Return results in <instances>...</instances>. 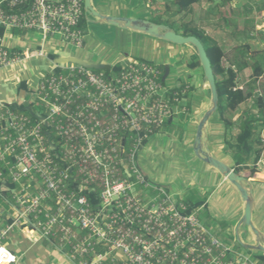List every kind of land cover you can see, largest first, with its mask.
Instances as JSON below:
<instances>
[{
  "label": "built area",
  "instance_id": "2783aa9c",
  "mask_svg": "<svg viewBox=\"0 0 264 264\" xmlns=\"http://www.w3.org/2000/svg\"><path fill=\"white\" fill-rule=\"evenodd\" d=\"M83 14V0H0V69L43 56L6 48V31L37 32L80 49ZM117 66L107 76L56 64L23 103L42 104L37 122L0 104V167L18 187L3 198L11 223L0 231V264L16 263L3 245L14 229L70 264H264L210 233L137 163L144 143L186 111L179 95L188 87L172 92L176 86L146 61Z\"/></svg>",
  "mask_w": 264,
  "mask_h": 264
},
{
  "label": "rangeland",
  "instance_id": "374dc122",
  "mask_svg": "<svg viewBox=\"0 0 264 264\" xmlns=\"http://www.w3.org/2000/svg\"><path fill=\"white\" fill-rule=\"evenodd\" d=\"M124 1L93 0V7L101 15L106 14L122 18L134 16L136 19L150 22L156 20L153 17H158L164 21L175 15L174 21L177 25L181 22V15L176 14V8L164 0H156L153 3L148 1L147 4L140 0L141 3L135 4L133 10L126 9ZM129 1L132 2V0ZM230 5L232 8L237 9L235 17L245 15L254 17L256 31L258 32V34H255V38L243 41V39L236 40L230 35L222 20V12L228 14V9L223 7L222 0H200L198 4L194 5L193 14L182 20L184 22L193 21L197 27L203 29L208 36L218 43L225 53V60L223 61L225 67L228 66V59L232 55V50L243 43H249L254 52L264 55V0H232ZM247 7L252 8V14L247 11ZM99 22L100 20L88 14L83 48H75L62 43L56 38L42 43L39 35L35 36L30 45L43 44V51L50 54V58L77 57L93 63H103L106 67H112L128 59L145 60L163 67L169 66L171 72L165 83L167 86H177L180 80H185L188 75H191V83L196 90L190 98L191 113L189 119L177 118L172 124H167L159 129L138 153L137 163L150 181L162 187H169L167 190L175 194L176 197L182 195L183 202L207 204V209L201 207L194 212L209 232L216 234L229 245L235 243L234 246H237L238 251L254 259L263 255L259 252L247 250L240 244L242 242L243 245H252L251 239L246 235V227H240L238 234H236L240 221L237 222V219H231V216L235 214L237 204L242 201L240 194L229 183L219 184L220 177L194 154L197 126L204 113L211 107L210 94L205 92L208 91V86L202 78V69L189 73L186 64H184L195 53L194 49L191 46H178L154 38H144L143 34L122 30ZM17 33L21 32H14L19 40L11 41L9 46H13L17 41H24L22 35L19 36ZM50 58L30 59L19 65L1 68L0 100L6 103V94L11 97L17 96L22 83L27 86L28 91L34 90L37 82L50 73ZM250 77L251 70H245L239 76V87L246 90ZM22 91L23 93L21 91L20 93L23 94L26 102H29L31 100L30 94L24 90ZM203 91L206 93V98L202 95ZM256 93L257 91H254V96L249 98L233 114V117H237L235 121H238L239 118L244 119L247 115L246 112L251 114V110H255L254 99L257 97ZM207 96H209L208 99ZM32 109L41 113L44 111L42 104L37 102H33ZM215 117L211 119L210 123L215 122ZM211 125L208 129H211ZM212 150L215 159L227 162L228 158L224 153L217 148ZM189 182H193V187L188 185ZM246 187L248 186L246 185ZM217 199H220V203ZM2 201L4 202V200ZM2 201L0 200V220L3 218L9 219L10 212L4 204L5 202ZM220 204L225 208L226 217L216 215L215 209ZM256 206L252 220L254 225L261 232H264V207L259 209L258 205ZM9 239V237H6V240L9 241ZM55 259L57 260V258Z\"/></svg>",
  "mask_w": 264,
  "mask_h": 264
},
{
  "label": "trees",
  "instance_id": "16d2710c",
  "mask_svg": "<svg viewBox=\"0 0 264 264\" xmlns=\"http://www.w3.org/2000/svg\"><path fill=\"white\" fill-rule=\"evenodd\" d=\"M150 1L151 3L156 2V0H142L145 4ZM170 5L176 8V14L181 15V22L179 25L174 21V16L167 20H161L158 17H153L156 20L152 22L156 24H161L168 26L175 33L182 35L183 37L193 36L197 38L209 59L211 69L215 79V85L218 92V108L214 115H217L219 120L224 126L225 135V153L232 156V159L235 163L234 172L241 176L245 166L250 164L255 166L261 157V147L262 141L258 136L259 126L264 125V118L262 117L264 110V55L258 52H254L249 45V43H243L236 46L232 50V55L228 59V66L223 65L225 60V53L218 45V43L208 36V34L193 21L184 22L182 21L186 16L192 15L194 12V5L198 4L200 0H164ZM232 0H222L223 7H227L228 14L222 12V20L225 24L230 35L236 40H252L256 36V23L254 17L251 15H245L240 17H235L237 9L232 8ZM247 11L252 14V8L247 7ZM246 11V13H247ZM86 13L84 12L83 17L80 21V27L85 31L86 26ZM3 30L0 29V35L3 34ZM19 32V31H13ZM25 33V32H21ZM193 48V47H192ZM194 49V48H193ZM195 51V49H194ZM160 70L164 75V67L159 66ZM120 69V66H114V68L106 67L100 72H104L107 76H110V72H117ZM186 69L189 73H192L196 70H201V65L196 54V51L193 55L190 56L186 63ZM247 69L251 70V77L246 86V90L239 87V76ZM98 72V71H94ZM204 79V77L202 76ZM191 75H188L185 80H180L176 87L171 91L181 93V91L188 87L187 93L183 96L179 95L182 100L185 112L178 117L172 118V120L167 121L165 125L172 124L173 121L177 118L188 119L191 113V104L190 98L195 92V87L191 83ZM20 88L24 91L27 90V87L24 83L21 84ZM254 91H257V97L254 99V107L257 111V115H251L246 113L244 119H238V121L233 120V114L238 110V108L244 104L249 98L254 96ZM209 93V90H208ZM210 94V93H209ZM33 104L29 105H13L12 109L18 113L24 114L27 117L31 118L33 122H37V116L39 111H33ZM42 117H45V114H41ZM48 132H51L50 129L46 128ZM153 137V136H152ZM148 141L144 143L143 146L147 144ZM0 171L2 172L3 182L0 181V193L3 195L0 196V200H3V196L6 198L10 197V193L18 187L13 184L8 176L7 170L1 166ZM255 169H251V175L254 174ZM6 188V191L3 189ZM3 191V192H2ZM3 202V201H2ZM4 203V202H3ZM5 204V203H4ZM188 207V213L194 212L196 209L203 206V203H185ZM6 205V204H5ZM8 209V205H6ZM1 209V208H0ZM7 220V219H5ZM7 225L11 223V219L5 221ZM261 263H264V255H260L256 258Z\"/></svg>",
  "mask_w": 264,
  "mask_h": 264
},
{
  "label": "crops",
  "instance_id": "0c3cea01",
  "mask_svg": "<svg viewBox=\"0 0 264 264\" xmlns=\"http://www.w3.org/2000/svg\"><path fill=\"white\" fill-rule=\"evenodd\" d=\"M98 1H101V0H98ZM112 1H114V0H112ZM123 3L125 5L126 9L130 8V10H133L135 8V4H137V3L140 4L141 2H140V0H132V2H130L129 0H125ZM91 5L93 7V0H91ZM94 10H95V8H94ZM102 15H104V14H102ZM87 16H88V14L86 13V18H87ZM104 16H110V15L105 14ZM110 17H113V16H110ZM115 17H117V16H115ZM127 18H135V17L134 16H129V17L127 16ZM99 23H103V22L100 21ZM136 33L137 34H143V33H138V32H136ZM17 34L19 36L22 35L21 37L24 38L23 39L24 41H17V43L14 44L13 46H9V43L11 41H14L15 39H18V38H17L16 34H14L13 31H6L4 33L3 44L6 48H8L10 50H16V51H19L21 53H27V54H30L32 52L41 51L43 53V56L42 57H35L33 59L44 58V57L50 58V54H46L43 51V47H42L43 44L39 45V43H37L35 46L30 45V44L32 43V41H34L35 36H37V35L40 36L42 43H44L45 41H48L50 39H55V38H44L40 33H37V32H25V33H17ZM142 36L144 38H151V37L144 35V34ZM56 39H59V38H56ZM7 41H9V42H7ZM62 43H64V42H62ZM26 44H27V46H26ZM68 58H77V57H68ZM56 59H58V58L57 57L56 58L55 57L50 58L51 70L56 66V62H55ZM77 59H81V58H77ZM81 60H83V59H81ZM83 61L90 62L88 60H83ZM141 61H145V60H141ZM90 63H93V62H90ZM94 63L104 65L103 63H100V62H98V63L94 62ZM149 63H151V62H149ZM184 64H186V62ZM158 66H160V65H158ZM169 69H170V67H169ZM169 75H170V73H169ZM38 82H37V84H38ZM37 84H36V86H37ZM20 91L23 93L22 89L19 87V93L15 97H11V96H9V94H6L7 102L4 103L0 100V104H5V105H15L16 104L18 106L23 105V103L26 102V100H25L23 94L20 93ZM32 91H28V88L26 90V92H28L29 94ZM205 92L208 93V91H205ZM205 94L206 93H204V91H203V93H202L203 97L205 96ZM30 97H31V95H30ZM205 98H206V96H205ZM208 98H209V96H207V99ZM242 105H244V104H242ZM251 111H252L251 112L252 115H257L256 109L255 110L252 109ZM213 117L216 118V119H214L215 122L210 123L211 119ZM262 117L264 118V110H263ZM235 118H237V117H233L234 121H235ZM210 125L212 127H211V129H208ZM257 134L262 141V147L260 148L261 149L260 160L255 166L247 164L245 166L243 172L241 173V177L245 178L247 181L246 185L248 186V188L252 189V191H253V213L256 210V207H257L256 205H258L259 209L260 208L262 209L264 207V125L259 126ZM224 135H225V129H224L223 124L221 123V121L219 120L217 115H213L209 119L208 123L206 124L204 134H203V144L208 149V151L212 157H213V154H212L213 148H217L222 153H224L225 156L228 158V160H227V162H223V161L222 162L234 170L235 163L232 159V156L226 154L224 151V149H225ZM219 161H221V160H219ZM252 168L255 169L256 172L251 175L250 170ZM211 169L220 177L219 184H223V183L228 184L229 183L215 169H213V168H211ZM144 175H145V173H144ZM146 178L148 179V181H150V179L147 176H146ZM150 182L153 183L152 181H150ZM154 185H156V184H154ZM188 185L193 187V182H189ZM157 186H160V185H157ZM160 187H162V186H160ZM164 188L169 189V187H164ZM3 191H4V189H3ZM171 194H173V193H171ZM173 195L176 196L175 194H173ZM177 197L183 198L182 195H181V197H180V195H177ZM217 201L220 203V199H217ZM207 207H208L207 204H203V206H202V208H204V209H207ZM195 211H198V209ZM243 211H244V203L241 201L240 203L237 204L236 212L234 215L231 216V219H237V222H239L243 217ZM215 212H216V215H218L219 217H222V216L226 217L225 208H223L221 204L216 207ZM253 213H252V215H253ZM9 219H10V217H9ZM7 220H5L4 218L2 220H0V230L5 229V227L7 226L5 221H7ZM252 223H253V220H252ZM253 225H254V223H253ZM240 227H243V226H240ZM240 227L237 226V229H236L237 234H238V230ZM254 227L264 237V232H261V230L259 228H257L255 225H254ZM214 235L217 236L216 234H214ZM246 235H247V237L249 236V238L251 239L252 245H253L254 241H255V237L253 236L251 230L248 228L246 231ZM6 237L10 238L9 241L6 240ZM221 241L223 243L227 244V242H224L223 240H221ZM240 244H242V242H240ZM3 245L6 246L7 249L10 250L11 253H13V255L16 257V263H14V264H70L66 257H64L62 254L58 253L48 243H46L44 241H38V240H36V238H34L32 235L28 234L27 232L19 231L17 229L10 231L5 236V238L3 240ZM231 245H235V243L231 244ZM55 258H57V260Z\"/></svg>",
  "mask_w": 264,
  "mask_h": 264
},
{
  "label": "water",
  "instance_id": "95a60500",
  "mask_svg": "<svg viewBox=\"0 0 264 264\" xmlns=\"http://www.w3.org/2000/svg\"><path fill=\"white\" fill-rule=\"evenodd\" d=\"M83 9L87 14H91L103 23L110 26L120 28L122 30L143 33L151 38L168 42L178 46H191L195 49L198 56L204 80L208 86L210 93V109L207 110L196 129V137L194 141V154L195 156L215 169L225 180H227L240 194L241 200L244 203L243 217L240 220L238 227L243 226L251 230L255 237L254 245H243L245 249L259 252L264 255V237L257 231L252 223L253 213V191L246 187V179L237 175L233 169L228 167L223 162L212 157L208 149L203 144V133L209 119L216 113L218 108V92L215 85L214 75L211 69L209 59L206 55L204 47L201 42L193 37H183L172 31L168 26L156 24L148 20H140L136 18H122L110 17L99 14L94 10L91 5V0H83ZM57 65L75 64L86 69L101 71L105 68L102 64L90 63L77 58H58L55 60ZM170 73L169 66H164L163 81H165ZM237 234V232H236Z\"/></svg>",
  "mask_w": 264,
  "mask_h": 264
}]
</instances>
